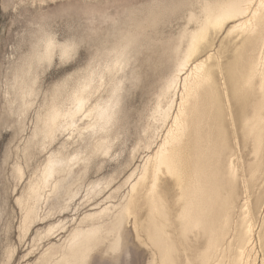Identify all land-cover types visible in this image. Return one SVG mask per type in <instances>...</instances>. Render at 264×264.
Segmentation results:
<instances>
[{
  "label": "bare ground",
  "instance_id": "6f19581e",
  "mask_svg": "<svg viewBox=\"0 0 264 264\" xmlns=\"http://www.w3.org/2000/svg\"><path fill=\"white\" fill-rule=\"evenodd\" d=\"M262 5L150 0L121 18L91 9V16L110 21L107 32L92 39L99 27H87L93 49L73 72L79 75L46 91L38 86L39 71L59 61L48 39L60 45L77 38L59 42L46 31L35 37L6 91L19 142L10 176L23 183L14 201L18 238L54 212L72 209L83 188L86 197L103 199L33 264L118 262L133 241L145 249L146 264H254L253 235L264 206ZM175 24L177 31L166 35ZM148 53L158 57L159 73L125 157L130 99ZM139 153L145 155L133 165ZM107 167L105 177L88 180L90 171ZM64 227L61 220L40 232L49 237ZM257 238L264 264V214Z\"/></svg>",
  "mask_w": 264,
  "mask_h": 264
},
{
  "label": "rangeland",
  "instance_id": "374dc122",
  "mask_svg": "<svg viewBox=\"0 0 264 264\" xmlns=\"http://www.w3.org/2000/svg\"><path fill=\"white\" fill-rule=\"evenodd\" d=\"M149 1L150 0H0V264L35 263L36 259L47 246L60 243L65 235L68 234V231L77 225L78 221L82 218L81 216L86 212L92 211V209H96L95 207H97L103 199L101 196L91 199L86 197L83 188V190L81 189L82 192H80L81 190L79 191L81 194L77 196L78 199L75 198L70 203L72 209L68 208L67 211L61 214L59 211L54 212L47 220L37 223L24 239L18 238V226L21 213L14 201L19 195L21 191L19 189H22L23 183L15 184L10 176V167L13 161L12 157L19 142L15 138L16 126L13 121L14 119L9 115L6 109V91L15 65L30 52L33 45L31 43L35 37L43 31L52 33L59 42L69 37H75L81 39L82 44H86L88 42L86 37L88 28L99 27L96 30V34H94V32L93 34L89 33L92 39H99L107 32L110 24L109 20L101 22L102 17H99L96 12L91 16V9L110 14L116 18H121L127 10L137 8L144 4L146 5ZM100 22L101 25H99ZM177 26L178 25L175 24L170 28H165V34L175 33L177 31ZM92 49L93 48L89 50L87 47L89 53H91ZM152 56H155V54H152ZM152 56L148 53L150 61L145 59V62H143L141 70L139 71L140 83L130 99L128 120L131 126V138L126 144L125 154L123 155L125 157L128 150H130L133 145L136 129L140 126V114H143L145 111V107L152 94L157 74L159 73V71L155 69L158 68V57ZM85 61L86 59L82 58L79 62H74L75 66L69 70L67 65L61 64L57 59H54L51 65L44 66L39 71V88L43 91L48 90L51 84L73 73L79 66H82ZM31 115L32 112L30 111L28 113V118H30ZM144 155V153L137 154L132 164H139L141 157H144ZM107 173H109V167L103 170L101 174L97 175L94 174L92 170L88 173V175H90L87 176V178L89 181H92L96 178L105 177ZM125 174L127 175L125 172L123 176L121 175L115 180L113 184L115 186H112V188L122 182L126 176ZM105 195H107V192H105ZM263 210L264 206H262L260 211L261 214L257 220L253 235L251 256L252 259L255 260L254 264H261L263 256L261 244L258 242L257 238L260 221L264 214ZM46 212L47 210L45 207H41L39 209V216L43 217ZM61 220H63L65 226L63 229H56V233H54V231L51 236L43 237V233L40 231L46 229L47 224H56ZM32 238L33 240H31ZM132 243L133 244L130 246V248H132L130 254L121 261H123L124 264H146L147 255L145 249L137 245L135 241ZM132 245H135L138 249L134 248L135 246L133 247ZM5 252H7V254ZM121 261L110 262L108 260H102L99 262L94 261L93 264H121Z\"/></svg>",
  "mask_w": 264,
  "mask_h": 264
},
{
  "label": "snow or ice",
  "instance_id": "6c2138e0",
  "mask_svg": "<svg viewBox=\"0 0 264 264\" xmlns=\"http://www.w3.org/2000/svg\"><path fill=\"white\" fill-rule=\"evenodd\" d=\"M264 6V5H262ZM48 49L49 51L55 50L59 59V62L61 64H65L68 66L69 70L75 66L74 62H79L82 58L87 59L89 52L87 51V45L82 44L79 39L73 40L68 39L65 43L56 45L51 38L48 39ZM78 73H72L71 76L66 78L65 82H68L72 79H75L76 76H78ZM115 95V94H114ZM82 101L77 100V104L82 105ZM85 109L81 108V114L83 113ZM115 108L110 107L107 110L106 118L109 122H111L115 117ZM71 138V137H70ZM121 264H124L123 261H121Z\"/></svg>",
  "mask_w": 264,
  "mask_h": 264
}]
</instances>
